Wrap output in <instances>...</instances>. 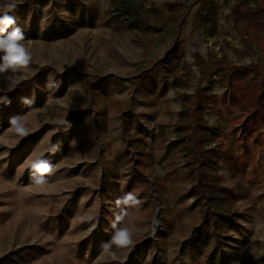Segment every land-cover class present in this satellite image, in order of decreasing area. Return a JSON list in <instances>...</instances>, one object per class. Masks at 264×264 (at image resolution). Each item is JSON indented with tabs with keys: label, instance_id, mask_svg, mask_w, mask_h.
I'll list each match as a JSON object with an SVG mask.
<instances>
[{
	"label": "rangeland",
	"instance_id": "obj_1",
	"mask_svg": "<svg viewBox=\"0 0 264 264\" xmlns=\"http://www.w3.org/2000/svg\"><path fill=\"white\" fill-rule=\"evenodd\" d=\"M193 1L16 0L14 16L33 59L14 74L18 84L0 75V97L10 101L0 103V264H192L181 246L198 218L190 193L193 183L175 130L181 99H192L199 86L219 98L226 92L216 76L201 78L197 55L207 62L209 72L220 62L231 66L257 60L233 21V7L242 0H213L217 22L212 36L193 26L195 16L206 13V8L198 4L185 16V5ZM5 2L0 0V6ZM178 3L182 10L173 15L171 5ZM125 6L138 15L141 27L121 29L112 24L117 15L130 21ZM176 33L181 67L171 73L161 66V72H155V61L168 64L164 55ZM145 74L154 82L148 89L138 84ZM32 79L28 88L19 87ZM23 98L34 103L28 106ZM113 99L132 110L149 131L157 132L155 137L147 134L142 144L161 178L153 195L141 194L131 182L121 114ZM220 107L206 109L204 119L228 133L231 117ZM17 115L29 130L26 137L9 124ZM63 120L66 125L59 123ZM163 135L175 144L162 146ZM53 145H59L55 154ZM232 146L241 149L235 141ZM166 150L178 175L168 174V167L161 170ZM38 157L58 165L47 184L36 185L30 179L29 165ZM263 160L253 158L244 172L232 170L224 161L218 169L221 183L237 194L240 213L238 226L223 236L231 246L223 264H245L264 256ZM126 193L141 203L117 207V198ZM152 196L156 213L149 219L151 209L145 201ZM121 208L127 214L117 226L129 229L131 242L117 246L111 243L112 225ZM165 216L174 221L171 232L163 226Z\"/></svg>",
	"mask_w": 264,
	"mask_h": 264
},
{
	"label": "trees",
	"instance_id": "obj_2",
	"mask_svg": "<svg viewBox=\"0 0 264 264\" xmlns=\"http://www.w3.org/2000/svg\"><path fill=\"white\" fill-rule=\"evenodd\" d=\"M198 4L206 8V13L199 11L194 18L193 26L212 36L215 34L217 22L216 3L213 0H194L191 4L185 5V16ZM171 7L173 15L179 14L182 10L179 3ZM125 10L130 14V21L126 22L128 20L117 15L113 17L112 24L121 29L135 25L141 27L139 17L133 14V9L125 6ZM15 12L10 15H14ZM232 17L248 52L252 57L256 56L257 60L231 66L220 62L216 71L209 72L207 62L202 56L197 55L195 65L201 70V78L208 77L210 80L216 76L217 82L225 86L226 92L219 98L208 95L204 87H197L192 99L182 97V109L175 123L176 133L182 143L180 150L183 152L186 171L193 183L190 193L198 212V218L193 219L190 224V234L181 245L187 250L192 264H223V259H228L227 249L231 247L223 240V236L238 226L240 213L236 201L237 194L231 187L221 183L218 172L221 163L224 161L232 170L244 172L253 158L259 156L264 159V0L237 2L233 7ZM51 31H55L54 28ZM179 36V33H176L173 45L164 55L168 64H164L162 60L153 63L152 68L155 72L160 73L161 66L171 73L181 67ZM37 78L38 76L34 79ZM33 82V79L23 81L19 87L28 88ZM138 84L141 88L148 89L154 82L149 80V74H145L138 78ZM113 104L121 114L122 138L126 143L124 154L130 163L131 182L136 183L141 194L153 195L154 188H159L161 178L153 167L152 156L142 144L147 134L155 137L157 132L149 131L136 114L129 108H122L117 99H113ZM218 106H221L222 113L227 112L231 117L228 133L217 125L210 126L204 119L206 109H215ZM136 133L142 135L137 137ZM91 135H96L94 127L91 129ZM216 140L217 143L212 145ZM223 140L231 142L226 144ZM159 141L162 146L174 145L176 142H171L164 135ZM234 141L241 146L240 150H235L232 146ZM170 154L169 150L165 151L163 156L165 163L161 170L164 171L168 167L170 168L166 171L168 174L178 175L172 167ZM260 167L264 172V160ZM164 181L169 182L167 177H164ZM243 195H246V188ZM145 203L151 209L148 215L150 219L156 213L153 196ZM159 206L160 211L164 212L163 205L159 203ZM163 222L168 232L175 229L172 219L165 216ZM147 242L154 248L153 240L148 239ZM245 264H264V256L247 260Z\"/></svg>",
	"mask_w": 264,
	"mask_h": 264
},
{
	"label": "clouds",
	"instance_id": "obj_3",
	"mask_svg": "<svg viewBox=\"0 0 264 264\" xmlns=\"http://www.w3.org/2000/svg\"><path fill=\"white\" fill-rule=\"evenodd\" d=\"M16 0H6V2L0 6V75L6 76L10 83L18 84L19 81L14 79V74L20 69L27 67L32 62V53L28 47H26L25 33L17 25L16 17L10 15L11 12L16 10ZM7 96L0 97V103H9ZM22 102L28 106L34 103L33 99L23 98ZM61 124H67L66 120L60 121ZM9 124L16 134L20 137H26L29 135V130L23 123V117L17 115L10 118ZM59 150V145L52 146V153L55 154ZM30 179L36 185H43L48 183L47 177L53 175L58 165L53 164L51 161L38 157L33 160L29 165ZM117 207L123 206H138L141 201L138 200L133 193H126L122 197H118L116 200ZM127 213L124 208H121V212L115 216L113 222L114 234L112 236L111 243L120 246L130 243L129 229L118 227L117 225L124 220Z\"/></svg>",
	"mask_w": 264,
	"mask_h": 264
},
{
	"label": "water",
	"instance_id": "obj_4",
	"mask_svg": "<svg viewBox=\"0 0 264 264\" xmlns=\"http://www.w3.org/2000/svg\"><path fill=\"white\" fill-rule=\"evenodd\" d=\"M157 208H158V205H157ZM159 216L160 215L157 213L156 217H155V220H154V226H158L157 220H158Z\"/></svg>",
	"mask_w": 264,
	"mask_h": 264
}]
</instances>
